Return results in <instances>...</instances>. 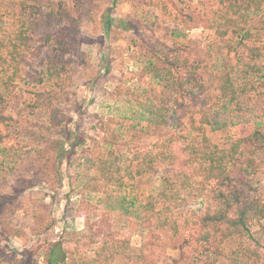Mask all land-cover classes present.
Segmentation results:
<instances>
[{"label":"rangeland","instance_id":"374dc122","mask_svg":"<svg viewBox=\"0 0 264 264\" xmlns=\"http://www.w3.org/2000/svg\"><path fill=\"white\" fill-rule=\"evenodd\" d=\"M77 7L76 0H0V109L14 119L0 125V264H47L52 245L67 264H104L105 256L145 264L141 254L168 264L180 259L187 224L212 200L213 183L195 174L182 180L188 147L203 148L205 134L228 150L264 130V1ZM62 8L77 21L64 55L57 39L71 18ZM155 57L187 63L205 92L177 88L179 70L146 74ZM220 77L244 93L223 98ZM51 90L64 126L53 135L41 127L49 113L34 105L37 93ZM258 160L264 198V157ZM251 231L260 246L227 241L220 264H264V219Z\"/></svg>","mask_w":264,"mask_h":264},{"label":"trees","instance_id":"16d2710c","mask_svg":"<svg viewBox=\"0 0 264 264\" xmlns=\"http://www.w3.org/2000/svg\"><path fill=\"white\" fill-rule=\"evenodd\" d=\"M86 2L88 0H76L78 7ZM235 3H230V7L234 8ZM62 15L66 16L67 19L71 18L69 25L60 29V35L57 39V45H59L57 50L64 55L68 51L69 45H72L74 33L77 32V21L72 19L67 12L62 11ZM64 39L66 40L64 41ZM155 59V63L147 66L146 74H152L157 78L164 76L165 72L168 75H173L175 70H179L183 74H181V78L174 81L177 88L186 89L187 86H194L205 92V83L193 79L195 70L191 69L187 63L156 57ZM14 75H17L16 71ZM10 80L12 82V79ZM219 83L222 84L220 93L223 98L235 101L240 93H244L245 87L239 89L230 78L223 80L220 77ZM58 96L59 94L54 90L36 94L35 108L45 109L49 113V125L41 126L44 134L53 135L55 129H58L59 132L64 128L60 119V111L56 106ZM0 100L4 103L2 99ZM13 120L4 109H0V125L10 126ZM207 121V117L204 116L203 122ZM202 127L200 129L204 132ZM5 138L6 136L0 132V143ZM200 147L203 148L197 149L194 145L188 147L189 158L183 159L185 169H183L181 177L183 182H186L195 174L202 177L205 182L213 183L211 188L212 200L203 217L197 218L193 225L187 224L189 229L187 230L185 245L181 249L180 259H173L168 264H220L226 257L223 244L234 238L248 239V241H253L256 246L261 244L251 231V226L254 222H261L264 219V198L262 191L260 192L262 187L260 188L255 182L256 175L261 168V161L258 160V157H264V130L257 129L251 136L235 141L228 150L212 145L203 134ZM192 164H196V171L188 174L186 166ZM100 167L103 170L102 173L106 175V162L100 164ZM110 178L112 176H108V179ZM250 253L260 258V254L255 249L251 248ZM108 258L105 256L106 263L104 264H111L109 262L111 260ZM141 259L145 264H157V261L149 263L145 254H141ZM244 259H246L245 255ZM65 260V257H60L58 254L57 246L53 247L52 245L48 250L46 263L67 264ZM92 262L101 264V261L97 260ZM240 262V260L236 261L235 264H240ZM21 264L25 263L22 262Z\"/></svg>","mask_w":264,"mask_h":264}]
</instances>
